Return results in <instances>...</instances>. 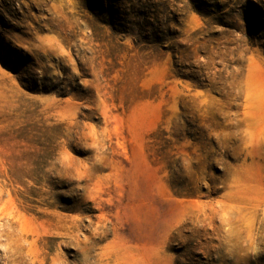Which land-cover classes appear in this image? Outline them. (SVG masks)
Segmentation results:
<instances>
[{"label":"rangeland","instance_id":"obj_1","mask_svg":"<svg viewBox=\"0 0 264 264\" xmlns=\"http://www.w3.org/2000/svg\"><path fill=\"white\" fill-rule=\"evenodd\" d=\"M0 264H264V0H0Z\"/></svg>","mask_w":264,"mask_h":264},{"label":"trees","instance_id":"obj_2","mask_svg":"<svg viewBox=\"0 0 264 264\" xmlns=\"http://www.w3.org/2000/svg\"><path fill=\"white\" fill-rule=\"evenodd\" d=\"M156 134L158 144H156L157 150L155 151V156L165 164V168L169 170V172H172L170 159L172 158L171 151H173L172 146L174 143L166 138L167 134L163 130L157 131V133L152 134V136H156ZM187 196L193 197L195 194H187Z\"/></svg>","mask_w":264,"mask_h":264}]
</instances>
